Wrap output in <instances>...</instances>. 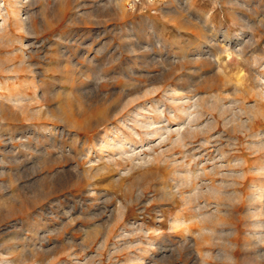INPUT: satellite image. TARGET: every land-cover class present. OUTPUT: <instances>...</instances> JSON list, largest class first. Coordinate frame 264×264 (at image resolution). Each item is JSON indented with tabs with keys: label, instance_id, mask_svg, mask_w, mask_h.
<instances>
[{
	"label": "rangeland",
	"instance_id": "374dc122",
	"mask_svg": "<svg viewBox=\"0 0 264 264\" xmlns=\"http://www.w3.org/2000/svg\"><path fill=\"white\" fill-rule=\"evenodd\" d=\"M0 264H264V0H0Z\"/></svg>",
	"mask_w": 264,
	"mask_h": 264
},
{
	"label": "built area",
	"instance_id": "2783aa9c",
	"mask_svg": "<svg viewBox=\"0 0 264 264\" xmlns=\"http://www.w3.org/2000/svg\"><path fill=\"white\" fill-rule=\"evenodd\" d=\"M133 3H134V1H133ZM129 6H130V7H133L131 3H130V5H129Z\"/></svg>",
	"mask_w": 264,
	"mask_h": 264
}]
</instances>
